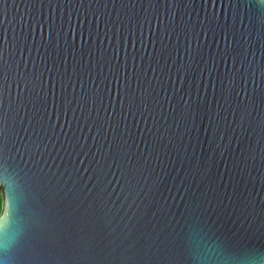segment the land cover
Segmentation results:
<instances>
[{
    "label": "water",
    "instance_id": "1",
    "mask_svg": "<svg viewBox=\"0 0 264 264\" xmlns=\"http://www.w3.org/2000/svg\"><path fill=\"white\" fill-rule=\"evenodd\" d=\"M0 77V264H264V3L0 0Z\"/></svg>",
    "mask_w": 264,
    "mask_h": 264
},
{
    "label": "snow or ice",
    "instance_id": "2",
    "mask_svg": "<svg viewBox=\"0 0 264 264\" xmlns=\"http://www.w3.org/2000/svg\"><path fill=\"white\" fill-rule=\"evenodd\" d=\"M260 3H264V0H259ZM127 4H122L121 6H126ZM2 79V77H0ZM5 120V112L3 109V105L0 104V184L4 187L0 189V235H4L5 229L9 222L10 218V211L12 208V196L11 193L8 191L7 187V177L6 173V166H7V157L5 155L4 149V136H3V123ZM236 191H233V197L236 196ZM231 203V201L229 202ZM224 212L227 211V208L223 206H219Z\"/></svg>",
    "mask_w": 264,
    "mask_h": 264
}]
</instances>
